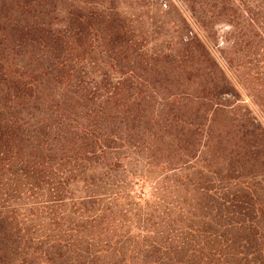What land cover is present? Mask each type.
<instances>
[{"label": "trees", "instance_id": "16d2710c", "mask_svg": "<svg viewBox=\"0 0 264 264\" xmlns=\"http://www.w3.org/2000/svg\"><path fill=\"white\" fill-rule=\"evenodd\" d=\"M243 93L264 0H0V264H264Z\"/></svg>", "mask_w": 264, "mask_h": 264}, {"label": "rangeland", "instance_id": "374dc122", "mask_svg": "<svg viewBox=\"0 0 264 264\" xmlns=\"http://www.w3.org/2000/svg\"><path fill=\"white\" fill-rule=\"evenodd\" d=\"M243 96H244V98L247 100V102L249 103L251 109L254 111V114L257 116V118H258V119H261L262 122H264V116H263V113L261 112L260 108H259L257 105H255V104H254V103H253V102H252V101H251V100L245 95V93H243ZM259 173H264V170H263V171H262V170H259ZM260 178H261V179L257 180L256 183H257V184H260V183H261V185L264 187V178H262L261 176H260ZM249 182L252 183V184H254V183H255V180L250 179ZM261 193H262L261 196H262V195L264 196V189L262 190Z\"/></svg>", "mask_w": 264, "mask_h": 264}]
</instances>
